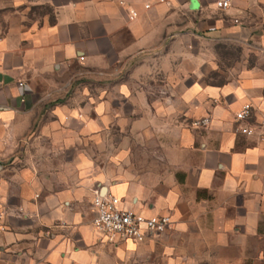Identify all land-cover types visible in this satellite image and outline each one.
<instances>
[{
  "label": "crops",
  "instance_id": "crops-1",
  "mask_svg": "<svg viewBox=\"0 0 264 264\" xmlns=\"http://www.w3.org/2000/svg\"><path fill=\"white\" fill-rule=\"evenodd\" d=\"M129 1L0 0V264H264V0ZM185 28L253 60L222 85L205 56L177 70ZM97 193L172 226L110 243Z\"/></svg>",
  "mask_w": 264,
  "mask_h": 264
},
{
  "label": "built area",
  "instance_id": "built-area-1",
  "mask_svg": "<svg viewBox=\"0 0 264 264\" xmlns=\"http://www.w3.org/2000/svg\"><path fill=\"white\" fill-rule=\"evenodd\" d=\"M174 0H157V4H170ZM119 5L125 8L130 19L138 18L139 12L129 0H119ZM151 3H145L146 10L151 9ZM216 7L220 11H227L232 7V0H218ZM238 22V21H235ZM83 59V58H81ZM22 88L23 84L19 83ZM253 108L251 105H245L240 112L236 114L237 122H248L252 118ZM211 124V118H203L196 120L193 126L196 128H207ZM264 128V123L259 126ZM239 131L247 136H254L258 131V127L245 125L239 128ZM121 200L112 195L102 196L96 194L93 201V208L96 216L94 219V227L103 234L110 243L134 241L144 242L148 237L160 235L168 231L172 226L170 216H152L147 217L131 210H125L120 207Z\"/></svg>",
  "mask_w": 264,
  "mask_h": 264
},
{
  "label": "rangeland",
  "instance_id": "rangeland-1",
  "mask_svg": "<svg viewBox=\"0 0 264 264\" xmlns=\"http://www.w3.org/2000/svg\"><path fill=\"white\" fill-rule=\"evenodd\" d=\"M181 21L180 23H182ZM183 24H186V21ZM174 38L180 40V43L176 44L174 48L176 69L184 68L194 71L199 66L198 56H205L207 58L206 82L213 85L226 83L236 68L241 67L243 63L244 66L248 65L245 62L252 61L255 55L245 44L233 41L228 37L213 38L199 32L192 34L186 28L176 33ZM185 39L190 42L184 43ZM171 48L169 46V50Z\"/></svg>",
  "mask_w": 264,
  "mask_h": 264
},
{
  "label": "water",
  "instance_id": "water-1",
  "mask_svg": "<svg viewBox=\"0 0 264 264\" xmlns=\"http://www.w3.org/2000/svg\"><path fill=\"white\" fill-rule=\"evenodd\" d=\"M192 4V9H197L199 6L198 0H190Z\"/></svg>",
  "mask_w": 264,
  "mask_h": 264
}]
</instances>
